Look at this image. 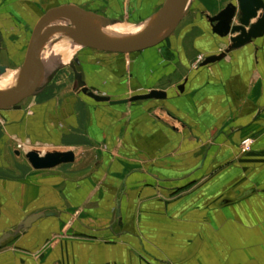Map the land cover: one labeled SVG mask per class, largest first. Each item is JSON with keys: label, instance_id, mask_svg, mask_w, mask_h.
I'll list each match as a JSON object with an SVG mask.
<instances>
[{"label": "crops", "instance_id": "0c3cea01", "mask_svg": "<svg viewBox=\"0 0 264 264\" xmlns=\"http://www.w3.org/2000/svg\"><path fill=\"white\" fill-rule=\"evenodd\" d=\"M164 2L0 0V65L5 73L22 66L51 8L73 5L137 25ZM230 2L188 0L170 34L136 53L91 49L74 35L55 50L66 49L62 40L76 45L69 58L47 64L41 42L51 79L0 113V237L12 234L0 264H264V35L231 49L232 35L213 33L208 17ZM73 56L95 94L167 95L95 101L71 67L57 77ZM246 140L251 149L242 153ZM30 150L72 151L74 161L34 169ZM36 213L43 215L18 229Z\"/></svg>", "mask_w": 264, "mask_h": 264}, {"label": "water", "instance_id": "95a60500", "mask_svg": "<svg viewBox=\"0 0 264 264\" xmlns=\"http://www.w3.org/2000/svg\"><path fill=\"white\" fill-rule=\"evenodd\" d=\"M187 1L165 0L145 30L136 36L123 39L108 37L93 28L90 22H95L100 28H106L113 24L95 13L73 5H63L49 9L39 19L33 29L14 89L8 94L0 95V111L19 108L20 102L35 92L41 73L40 45L45 39L46 29L52 21L60 18L68 20L71 26L67 32L74 34L77 38L76 40L88 48L121 54L136 53L158 45L170 34L182 16ZM260 11L261 14L259 16ZM235 19L237 20L236 23H234ZM252 19H256V21L251 22ZM208 20L213 33L219 37L232 35L229 38L230 48H239L251 40L264 35V3L262 0H236V3L230 2L216 15L208 17ZM224 55L225 52L208 56L200 63V66L218 61ZM70 67L77 87L95 101L122 103L147 99H163L167 95L162 90H150L144 94L113 101L108 96L98 95L89 91L85 81L82 79L81 72L76 69L74 64H71ZM5 71V66L0 65V77L5 74ZM178 88L182 90L183 86L180 85ZM25 157L34 169H50L59 164L74 161V153L72 151L48 152L41 155L36 151L30 150L25 153ZM42 215V213H36L29 216L18 226V229L30 226L32 222ZM11 235L10 233L2 235L0 237V246Z\"/></svg>", "mask_w": 264, "mask_h": 264}, {"label": "rangeland", "instance_id": "374dc122", "mask_svg": "<svg viewBox=\"0 0 264 264\" xmlns=\"http://www.w3.org/2000/svg\"><path fill=\"white\" fill-rule=\"evenodd\" d=\"M116 24H121L123 26H128L130 28H135L134 27L135 25L125 24L124 22H118V23H115L113 25H116ZM70 26H71V23H69L68 21L61 20V19L60 20L56 19V20L52 21V24L46 30L45 39H44V41L42 43L43 46H47L48 45L46 51L44 52V57H45L44 60H46L47 58L49 60L51 58L52 61L53 60L64 61V60L69 58L70 54L72 52H74V50L77 49L76 45H73V46L66 45V47H65L64 44L67 43L68 41L67 40H62V42L60 44L63 45L64 48H66V49H63L62 51H60V54L56 53V51H55L58 48V44H59L60 39H62V38H71V37L74 36V34H71V32H67L69 30L68 28ZM133 36H136V35H131L130 37H133ZM71 62H72V64H74V65L76 64L77 65L78 62H77L76 56H73V57L70 58L69 64L67 63L66 67H61V70H60L59 75L57 77H61V75H62L64 70H66L68 73L71 72V69H70ZM11 65L12 66L9 69L12 72H6V73H9L10 75L17 74L20 71L21 64H18V66H17V64L14 65V64L11 63ZM62 69H64V70H62ZM76 69L79 70L78 67H76ZM17 76H18V74H17ZM69 76H70V74H69ZM51 77H52L51 72L46 71L44 68H41L40 79L42 81L45 82V81L51 79ZM20 145H18V146H20ZM18 146H17V149H19ZM21 149H22V145H21ZM18 160H22L23 161L25 159L22 156Z\"/></svg>", "mask_w": 264, "mask_h": 264}, {"label": "bare ground", "instance_id": "6f19581e", "mask_svg": "<svg viewBox=\"0 0 264 264\" xmlns=\"http://www.w3.org/2000/svg\"><path fill=\"white\" fill-rule=\"evenodd\" d=\"M149 23L150 21L135 25L134 26L135 28L123 26L121 24L110 25V26H107L106 28H100L97 26L95 22L93 23L90 22V25L108 37L116 38V39H123V38H130L131 35L140 34L143 30H145V28L148 26ZM48 62L49 61L47 58L45 60V63L48 64ZM18 78H19V72H18V76L17 74H14L11 76L9 73H5L3 76H1L0 77V95H5L11 92L14 89V86L17 83Z\"/></svg>", "mask_w": 264, "mask_h": 264}, {"label": "built area", "instance_id": "2783aa9c", "mask_svg": "<svg viewBox=\"0 0 264 264\" xmlns=\"http://www.w3.org/2000/svg\"><path fill=\"white\" fill-rule=\"evenodd\" d=\"M203 61V57L202 56H197V59H196V64H199L200 62H202ZM18 147H20V146H18ZM250 149H251V140H246V141H244L242 144H241V146H240V151L242 152V153H246V152H248V151H250Z\"/></svg>", "mask_w": 264, "mask_h": 264}, {"label": "flooded vegetation", "instance_id": "af4514ba", "mask_svg": "<svg viewBox=\"0 0 264 264\" xmlns=\"http://www.w3.org/2000/svg\"><path fill=\"white\" fill-rule=\"evenodd\" d=\"M1 112V111H0Z\"/></svg>", "mask_w": 264, "mask_h": 264}]
</instances>
